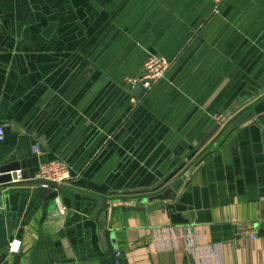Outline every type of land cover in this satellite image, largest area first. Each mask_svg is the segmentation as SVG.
<instances>
[{
	"label": "crops",
	"instance_id": "obj_1",
	"mask_svg": "<svg viewBox=\"0 0 264 264\" xmlns=\"http://www.w3.org/2000/svg\"><path fill=\"white\" fill-rule=\"evenodd\" d=\"M155 53L171 66L132 106ZM263 86L264 0H0V165L23 172L0 183V264H264V112L208 135ZM51 158L71 178L47 198Z\"/></svg>",
	"mask_w": 264,
	"mask_h": 264
},
{
	"label": "built area",
	"instance_id": "obj_2",
	"mask_svg": "<svg viewBox=\"0 0 264 264\" xmlns=\"http://www.w3.org/2000/svg\"><path fill=\"white\" fill-rule=\"evenodd\" d=\"M213 3V13H219V8L223 0H211ZM171 62L169 59L162 55L148 54L145 58L142 71L139 75H134L126 79L127 83L130 84V88L135 84H141L145 90H150L157 82L165 77ZM132 106L137 105L138 100L131 96L129 98ZM216 120L219 119L218 115H215ZM4 140V131L0 126V142ZM31 151L39 155L41 154L40 145L34 143L30 147ZM9 183L15 184L23 180L21 176V169H15L14 175L10 172ZM71 178V170L65 160L60 158H52L41 160L38 165L36 172L32 179L39 182V185L44 188L57 189L61 185L65 184ZM236 231L239 234L248 235L250 238L255 237V231L252 230V226L249 223L240 222L236 223ZM19 240H13L12 245L9 247V250H17L19 247ZM113 262L114 264H123L121 253L115 251L113 253Z\"/></svg>",
	"mask_w": 264,
	"mask_h": 264
},
{
	"label": "water",
	"instance_id": "obj_3",
	"mask_svg": "<svg viewBox=\"0 0 264 264\" xmlns=\"http://www.w3.org/2000/svg\"><path fill=\"white\" fill-rule=\"evenodd\" d=\"M102 83H103V80L100 79L99 81L95 82L91 86L90 90L86 93V95L78 103L77 105L78 109H81L87 103V101L92 97V95L100 88ZM128 86L130 89L129 83H128ZM131 88L132 89H131L130 94L138 100L141 99L144 93L146 92L145 88H143L141 84H135ZM58 99L59 98H55V100L52 101L51 104L44 110V112L39 117V121L42 120L45 117V115L48 113V111L52 109V107L55 105ZM262 112H264V86L261 87L259 90H257L255 93L248 95L244 97L243 99H241L240 102H238L235 105L234 110L227 113L225 117L220 118L219 121L215 120V123H213V125L208 131L209 133L208 135L213 134L214 132L217 131V133L212 138V141H216V139L222 135V133L226 130V128H228L229 125L237 127L245 123L246 121H252L256 115H259ZM222 123L223 125L221 127ZM15 168H16V165L13 163L1 164L0 165V183L8 182L10 180V174L8 173V171L15 169ZM21 176L23 177L22 171H21ZM168 192H172V190L170 188H165L161 192L155 194V197H158V198L166 197L167 198L168 196L166 195ZM56 195H57V190L53 189L49 191L47 198L55 197Z\"/></svg>",
	"mask_w": 264,
	"mask_h": 264
}]
</instances>
